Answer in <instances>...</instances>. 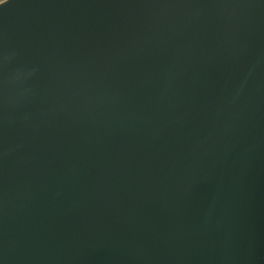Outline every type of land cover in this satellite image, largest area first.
<instances>
[{
	"label": "water",
	"instance_id": "95a60500",
	"mask_svg": "<svg viewBox=\"0 0 264 264\" xmlns=\"http://www.w3.org/2000/svg\"><path fill=\"white\" fill-rule=\"evenodd\" d=\"M0 264H264V0L0 2Z\"/></svg>",
	"mask_w": 264,
	"mask_h": 264
},
{
	"label": "trees",
	"instance_id": "16d2710c",
	"mask_svg": "<svg viewBox=\"0 0 264 264\" xmlns=\"http://www.w3.org/2000/svg\"><path fill=\"white\" fill-rule=\"evenodd\" d=\"M2 1H4V0H0V2H2Z\"/></svg>",
	"mask_w": 264,
	"mask_h": 264
}]
</instances>
